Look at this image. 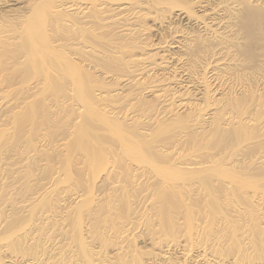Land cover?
<instances>
[{"label": "bare ground", "instance_id": "1", "mask_svg": "<svg viewBox=\"0 0 264 264\" xmlns=\"http://www.w3.org/2000/svg\"><path fill=\"white\" fill-rule=\"evenodd\" d=\"M0 264H264V0H0Z\"/></svg>", "mask_w": 264, "mask_h": 264}]
</instances>
